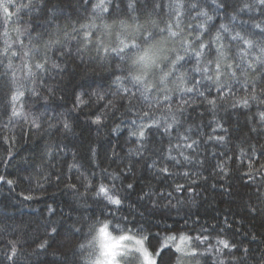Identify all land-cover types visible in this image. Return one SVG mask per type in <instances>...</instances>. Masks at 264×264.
Segmentation results:
<instances>
[{"label": "snow or ice", "instance_id": "1", "mask_svg": "<svg viewBox=\"0 0 264 264\" xmlns=\"http://www.w3.org/2000/svg\"><path fill=\"white\" fill-rule=\"evenodd\" d=\"M198 106L217 144L231 139L220 112L237 118L238 154L211 174L243 181L224 185L240 240L227 215L199 224ZM31 137L32 160L15 152ZM0 141L17 209L70 198L29 219L5 205L0 264H264V0H0ZM17 160L28 174L8 172Z\"/></svg>", "mask_w": 264, "mask_h": 264}, {"label": "trees", "instance_id": "2", "mask_svg": "<svg viewBox=\"0 0 264 264\" xmlns=\"http://www.w3.org/2000/svg\"><path fill=\"white\" fill-rule=\"evenodd\" d=\"M39 107V106H37ZM231 109H228V113H231ZM200 113H203L201 116ZM221 116L225 117L227 121L226 125L229 127L231 139L228 144H217L215 141H211L208 137L215 135L213 132V114L207 111L203 106H198L190 108L188 111L189 122L195 124L194 131L198 133V138L203 141L200 145L199 157L202 160H206V163L203 168H198V170L203 174L207 175L208 179L206 183H202L197 191L200 193L199 196V224L208 228H211V225L215 224L217 229L227 228L224 225L223 220L224 216L227 215L229 221L231 222V228H227V233L230 236H234L235 239L240 240L242 238L243 228H246L247 223H239L241 215L243 212L236 206L235 197H229L224 191V185L230 183L234 191H243L242 188V179L238 173H233L230 181H222L218 177L212 176V165L214 163L220 162L224 158L223 154L227 153L228 156H232L233 153L238 154L239 145L241 144V139L238 138V133L240 128L237 126L236 117H230L224 111L220 112ZM240 125H243V119H240ZM255 142V141H253ZM8 148V145L0 141V156L5 154V150ZM15 152L19 156H27L30 160L36 159L39 152V140L36 137L23 138L18 141L15 145ZM215 154V155H213ZM235 168H239L240 160L237 157H234ZM247 161H245V164ZM27 165L21 163L17 160L14 166L8 169V172L15 176L17 174L23 176L28 173H18V168H25ZM186 167H197L186 166ZM151 176L148 173H144L141 178V182L151 180ZM257 180L260 179L259 176L256 177ZM34 183V182H33ZM215 185V187H213ZM28 182L24 181L17 185L18 192L27 193ZM166 187V185H165ZM69 197L58 193L55 196L52 195V190L44 196L41 200H36L30 202V205L27 207H20L17 209L16 205V194L9 192L8 189L0 188V214L5 213V205H8L6 214L13 215L17 220L24 218H38L41 214H47V206L49 204L53 205L56 208L57 212H60L62 209L67 212V203L69 202ZM179 219V218H177ZM171 223V220L169 221ZM180 226V225H177ZM240 229V231H237ZM213 234V242H214ZM8 237L0 239V249L4 247L5 241ZM247 242V241H245Z\"/></svg>", "mask_w": 264, "mask_h": 264}]
</instances>
